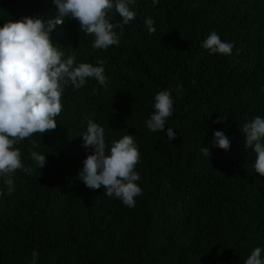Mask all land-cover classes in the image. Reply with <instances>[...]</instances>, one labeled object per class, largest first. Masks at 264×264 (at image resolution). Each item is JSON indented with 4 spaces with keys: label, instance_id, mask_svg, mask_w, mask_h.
<instances>
[{
    "label": "trees",
    "instance_id": "16d2710c",
    "mask_svg": "<svg viewBox=\"0 0 264 264\" xmlns=\"http://www.w3.org/2000/svg\"><path fill=\"white\" fill-rule=\"evenodd\" d=\"M195 2L198 11L194 0H160L156 7L137 0L136 19L120 46L107 51L94 49V37L74 20L57 26L54 43L77 63L103 60L109 85L90 79L79 91L68 88L57 128L17 145L35 170H18L16 191L0 197V264H30L33 250L38 264H245L264 247V177L241 131L264 117V0ZM57 14L53 0H0V27ZM147 17L155 21L152 35ZM212 31L235 44L231 56L202 48ZM166 89L175 100L165 129L176 131L171 143L145 127L151 102ZM220 116L227 121L216 124ZM88 117L105 128L109 143L135 136L142 188L135 208L78 179L94 154L81 137ZM218 130L231 148H212L205 157L201 149L211 148ZM32 140L47 156L40 170L29 158Z\"/></svg>",
    "mask_w": 264,
    "mask_h": 264
},
{
    "label": "clouds",
    "instance_id": "9594fccd",
    "mask_svg": "<svg viewBox=\"0 0 264 264\" xmlns=\"http://www.w3.org/2000/svg\"><path fill=\"white\" fill-rule=\"evenodd\" d=\"M58 9L56 18L23 17L19 21L9 20L0 27V197L16 191L15 173L19 170L32 175L33 167L26 166L22 151L17 145L34 134L48 133L57 128L63 104L62 97L71 88L79 91L94 79L107 90L109 78L104 61L77 63L75 55L65 54V49L52 39V33L65 20L79 23L82 32L94 37L92 47L107 51L119 47L125 26L137 17V0H53ZM152 6L160 0H151ZM193 11L199 4H193ZM121 19L114 22L112 13ZM147 32H156L155 21L145 19ZM117 29L119 31H117ZM202 48L209 54L231 56L235 44L221 39L212 31L202 42ZM177 94L183 89L177 86ZM153 113L145 121V127L152 133L164 132L169 143L178 137L173 128L165 131L166 124L174 117L175 100L173 91H159L151 102ZM227 118L215 121L221 124ZM246 136V147L254 150V170L264 177V117L257 116L241 127ZM83 147L94 154L88 155L78 179L89 189H103L109 198L120 200L124 206L135 208L136 200L142 196L138 182L141 177L136 166L141 159L139 145L135 136L124 135L109 143L105 128L87 118V129L81 135ZM211 148L203 147L202 154L211 156L212 148L229 151L231 140L225 131H215ZM39 144L31 141L29 158L39 170L47 163ZM6 189V193L4 191ZM39 251H32L30 264H38ZM245 264H264V247H256L246 259Z\"/></svg>",
    "mask_w": 264,
    "mask_h": 264
}]
</instances>
